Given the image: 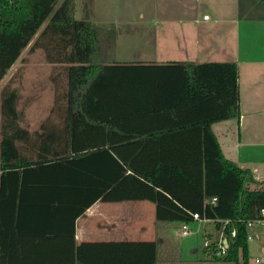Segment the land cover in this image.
Masks as SVG:
<instances>
[{
  "label": "trees",
  "instance_id": "trees-1",
  "mask_svg": "<svg viewBox=\"0 0 264 264\" xmlns=\"http://www.w3.org/2000/svg\"><path fill=\"white\" fill-rule=\"evenodd\" d=\"M59 1L0 0V82L31 42L29 52L41 49L46 63L61 66L65 77L64 92L55 95L33 133L22 126L18 89L9 81L0 92V264H45L26 250L70 233L48 220L49 205L25 202L20 189L22 181L54 185L57 177L115 186L153 204L156 222L188 225L197 214L227 240L226 256L214 261L252 264L246 224L261 218L264 191L249 187L252 174L223 156L211 129L240 116L237 64H106L97 58L101 46L94 26L74 19V0L56 7ZM238 4L241 18L264 20V0ZM142 114L159 122L147 132L131 131L128 122ZM133 132L145 137L132 140ZM151 143L168 149L145 154ZM127 149L136 155H126ZM42 169L46 174L26 179ZM109 246L116 248L118 264H156L154 242Z\"/></svg>",
  "mask_w": 264,
  "mask_h": 264
},
{
  "label": "crops",
  "instance_id": "crops-1",
  "mask_svg": "<svg viewBox=\"0 0 264 264\" xmlns=\"http://www.w3.org/2000/svg\"><path fill=\"white\" fill-rule=\"evenodd\" d=\"M172 3L165 7V18L157 16L144 20L141 15L142 20L125 25L128 29L125 34L140 35L143 43L141 50L135 51L127 59L115 57L111 51L113 39L100 36L95 29L101 46L97 58L106 64L236 63L240 116L215 123L211 129L223 156L240 169L249 171L256 184L257 179L264 178V20L241 18L238 0H174ZM254 23L257 24L253 25ZM157 28L161 31L158 32ZM235 35L241 38V43L236 46L235 54L230 56L229 46ZM192 39H195L191 47L193 52L188 46ZM215 55L227 56L228 58L221 59L228 60L209 58ZM52 105L53 101L49 109ZM145 107L155 106L145 104ZM134 112L135 110L131 113L135 115L137 112ZM159 118L142 114L141 119L133 118L128 122L129 128L131 131L143 129L147 132L159 122ZM43 119H39L40 123ZM128 134L134 135L132 140L145 137L135 132ZM158 147L151 143L145 154H163L161 150L168 149ZM183 147L181 143L177 150L183 151ZM127 150L126 155H136V152L130 153L131 150ZM59 178L53 181L54 185L49 181H22L20 184L25 202L49 205L48 220L57 223L61 229L70 231L54 234L56 237L46 240V247L26 250L28 254L39 256L38 263L77 264L80 261L84 264H118L117 250L111 248L110 244L143 241L135 239L149 234L152 229L149 221H153L154 227L160 223L154 222L153 204L144 200L140 202L115 186L98 179L83 178L88 181L79 183L81 186L77 190L73 186L72 191V185H68L73 184L70 183L71 180ZM147 203L153 205V208ZM80 209L82 214H79ZM220 235L221 232H218V237ZM131 237H134L133 240ZM149 241L153 242V238H149ZM209 259L216 262L212 255ZM156 264L169 263L159 262L157 257Z\"/></svg>",
  "mask_w": 264,
  "mask_h": 264
},
{
  "label": "rangeland",
  "instance_id": "rangeland-1",
  "mask_svg": "<svg viewBox=\"0 0 264 264\" xmlns=\"http://www.w3.org/2000/svg\"><path fill=\"white\" fill-rule=\"evenodd\" d=\"M62 1L60 0L56 7ZM172 2L174 0H74L73 16L75 20L90 22L100 36L111 37L113 39L111 51L115 57L124 60L129 58L135 51L141 50L143 46L140 35L130 36L125 34V31L128 30L125 25L142 20L141 15H143L144 20H150L153 17L157 18V16L165 18V7L167 4H173ZM256 24L254 23L253 25ZM156 30L158 32L161 31L160 28ZM190 41L191 44H188V46L191 48L195 39ZM231 41L229 54L233 56L236 46L241 43V38L235 35V37L231 38ZM31 45L32 42L0 82V92L9 81L11 82V87L18 89L20 96L17 105L24 114L22 126L33 133L39 129V119L44 118L41 121L43 122L49 115L51 109H49V106L55 100V95L61 96L64 92L65 77L61 66L46 63L44 52L41 49L29 52ZM191 51L193 52L192 48ZM220 56L215 55L209 58L212 60H228L221 59L228 58L227 56ZM34 174H46V170L28 173L26 174V179L32 178ZM59 179L71 180L70 183L73 184L68 185H72V191H74V187L77 190L81 186L79 183H82V181H88L87 179L72 177H60ZM249 187L254 188L253 183ZM10 200L11 197L7 200L8 204ZM138 201L141 202L143 200L138 199ZM148 205L153 208V205ZM149 222L152 227L149 230V234L137 237L135 240L149 241V238H153V242L157 247L159 262L164 261L169 264H176L177 262H188L189 264L191 262L193 264L216 263L209 259L211 251L203 246L204 241L207 239L211 242L217 240L218 231L214 222L199 221L200 223L193 222L188 224L190 230L188 236L181 235L180 224L160 222L154 227L153 221ZM247 235L252 237V240L248 241L252 259L255 255L264 252V227L254 225L247 229ZM255 236H258V238L256 239ZM133 238L131 237L132 240Z\"/></svg>",
  "mask_w": 264,
  "mask_h": 264
},
{
  "label": "built area",
  "instance_id": "built-area-1",
  "mask_svg": "<svg viewBox=\"0 0 264 264\" xmlns=\"http://www.w3.org/2000/svg\"><path fill=\"white\" fill-rule=\"evenodd\" d=\"M204 19H207V17H204ZM254 188L253 189H259L264 191V178H260L257 179L256 184H253ZM216 202V199H212L211 204H214ZM193 220L194 221H205V220H201L200 217L197 214H193ZM228 222L225 221L224 225L227 224ZM261 226L264 227V210L261 212V218L249 221L246 224V228H250L252 226ZM182 232L181 235L182 236H188L190 233V230L188 228V225L183 224L181 226ZM236 236V231L232 230L230 237L231 238H235ZM255 238L257 239L258 236H255ZM247 242L252 240V237L250 235H247L246 237ZM205 249H208L209 251H211V255L217 258H221L226 256L227 251H228V245H227V240L226 238H224V236L221 235L217 238V240L215 242H211L210 240H205L204 244H203ZM252 264H264V252L262 254L259 255H255L252 258Z\"/></svg>",
  "mask_w": 264,
  "mask_h": 264
}]
</instances>
